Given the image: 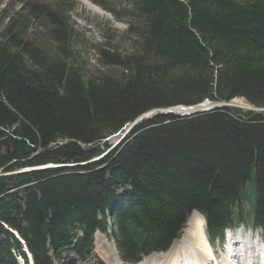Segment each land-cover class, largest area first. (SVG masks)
I'll list each match as a JSON object with an SVG mask.
<instances>
[{
	"label": "trees",
	"instance_id": "obj_1",
	"mask_svg": "<svg viewBox=\"0 0 264 264\" xmlns=\"http://www.w3.org/2000/svg\"><path fill=\"white\" fill-rule=\"evenodd\" d=\"M1 1L0 264L27 259L10 229L35 264L67 247L84 256L109 211L125 261L168 249L193 209L213 239L249 217L245 202L264 228V114L160 116L110 153L103 142L155 109L238 97L264 107V0H91L124 16L131 48L99 46L90 75L64 0ZM47 164L81 165L17 172Z\"/></svg>",
	"mask_w": 264,
	"mask_h": 264
},
{
	"label": "rangeland",
	"instance_id": "obj_2",
	"mask_svg": "<svg viewBox=\"0 0 264 264\" xmlns=\"http://www.w3.org/2000/svg\"><path fill=\"white\" fill-rule=\"evenodd\" d=\"M64 2L66 3L67 8L72 9L73 11L71 14V23L73 24L76 30V35L74 38V48L76 52V58L78 62L83 65V70L85 71L86 75H90L93 72L97 71L98 69L102 68V63L100 61L99 58L100 56L98 52L99 46H104L110 52H114L115 50L121 53H125L130 50L131 42L129 37L126 34H124V32L127 29V24L122 14L119 15L120 17H122V19H118L112 13L106 10L105 11L108 14L105 12L104 14L99 13L95 10H92V9H97V7L94 6L91 2L86 0H84V3L88 7L83 3L82 0H64ZM2 4L3 3L0 0V7H3ZM234 100L237 101L241 100L242 103L247 104L251 107V104L245 98L242 99L234 98L233 100L229 101V104L231 107L237 108L238 110L242 111V113L250 111L248 110L249 109L248 107L241 106L242 104L232 105L231 102H235ZM173 110L175 109L174 108L169 109L168 112H172ZM175 113H179V112L177 111ZM121 143H123V141ZM121 143L118 146L114 147V150L118 148L121 145ZM98 160H100V158L94 161L97 162ZM96 162H92V164ZM244 209L247 213L251 209V206L248 202H245ZM254 211L255 209L252 208L251 215H254ZM112 229L113 228L110 227L108 234L102 233L100 237L101 242L99 243L95 242L94 250H91L84 256H81L77 254L73 249L67 247L66 249H64V252L62 253L63 255L62 260L61 261L55 260V264H94L96 260L99 258H104V257L106 258V256L110 257V254L111 255L113 254V251L111 250V245L113 244V240H114ZM112 248L114 250L113 246ZM221 248H222L221 244L217 245L218 251ZM219 255L222 257L225 256L224 253H220V252ZM150 257L155 258V255L151 254ZM115 258H117V256L114 250L113 259ZM226 262L228 261L224 259L223 264H225ZM123 263L127 264L125 262ZM104 264H114V263L107 260V262H104Z\"/></svg>",
	"mask_w": 264,
	"mask_h": 264
},
{
	"label": "bare ground",
	"instance_id": "obj_3",
	"mask_svg": "<svg viewBox=\"0 0 264 264\" xmlns=\"http://www.w3.org/2000/svg\"><path fill=\"white\" fill-rule=\"evenodd\" d=\"M84 3V0H82ZM89 1V0H86ZM91 2V1H89ZM94 6L97 7V9H92L95 10L99 13L104 14L107 13L105 10L101 9L99 6L95 5L93 2H91ZM85 4V3H84ZM86 5V4H85ZM87 6V5H86ZM88 7V6H87ZM90 8V7H89ZM108 14V13H107ZM239 98V97H238ZM242 99V98H241ZM235 102H231L232 105H239L242 104L241 106L243 107H248L250 108L249 105L244 104L241 102V100H234ZM173 109V108H172ZM172 112H182L183 109L181 108H174ZM185 109V108H184ZM186 111V110H185ZM205 221L204 218L198 214V213H193L191 217L189 218L187 222V227L186 230L184 231V235L182 238L178 239L172 249L166 253V254H158L156 255V258H152L151 261L153 264H210L208 263L210 258L212 257V251H211V246L208 243L207 239L205 238ZM13 234L21 241L22 238L19 235L18 232L12 231ZM101 233H98L96 235V243L101 242ZM119 234H115L116 237H118ZM104 241V240H102ZM114 247V250L116 252L117 258L113 259L114 257V250L112 248ZM111 250L113 251V254H110V257L106 258H99L96 260L94 264H104V262H107V260L113 262L114 264H124L120 261L119 256H118V249L117 246L113 243L111 245ZM159 250V249H158ZM217 259V264H220L218 256L216 255ZM120 262H119V261ZM222 264L224 263V259L221 261ZM26 264H31V262L26 261ZM225 264H229L226 262Z\"/></svg>",
	"mask_w": 264,
	"mask_h": 264
},
{
	"label": "water",
	"instance_id": "obj_4",
	"mask_svg": "<svg viewBox=\"0 0 264 264\" xmlns=\"http://www.w3.org/2000/svg\"><path fill=\"white\" fill-rule=\"evenodd\" d=\"M172 108H181L183 110L180 113L168 112V110L172 109ZM226 108H228V109L233 108L230 106L229 101H225V100L223 101L222 100L221 102H217V101L206 100L205 102L194 105V106H176V107H170V108H161V109L151 110V111L144 113L143 115L139 116L134 121L125 123L118 131L109 135L103 141L104 142H112V143H115L116 145H119L120 142L123 141V139H124L123 137L128 132H130L134 126H139L140 124H143L145 121L153 120L156 117H160V116L167 117V116L171 115V116H176L179 118H187V117H192V116H196V115H203V114L211 113V112H214L216 110L226 109ZM248 110L253 111L254 115L264 114V107H262V108L261 107H254L252 104ZM248 119H250V118H248ZM168 122H169L168 120L165 121V124ZM19 139H21V138H19ZM79 143L81 144V142H79ZM82 146H86V144H82ZM3 174L4 173L1 171L0 176Z\"/></svg>",
	"mask_w": 264,
	"mask_h": 264
}]
</instances>
